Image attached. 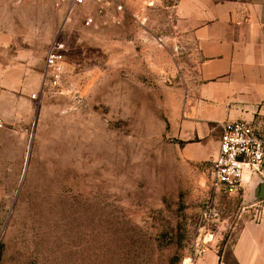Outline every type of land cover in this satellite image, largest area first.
<instances>
[{
    "label": "rangeland",
    "instance_id": "374dc122",
    "mask_svg": "<svg viewBox=\"0 0 264 264\" xmlns=\"http://www.w3.org/2000/svg\"><path fill=\"white\" fill-rule=\"evenodd\" d=\"M173 6L0 0V59L66 55L61 88L0 124V264H183L259 219L250 192L211 185L221 132L184 143L201 57Z\"/></svg>",
    "mask_w": 264,
    "mask_h": 264
},
{
    "label": "crops",
    "instance_id": "0c3cea01",
    "mask_svg": "<svg viewBox=\"0 0 264 264\" xmlns=\"http://www.w3.org/2000/svg\"><path fill=\"white\" fill-rule=\"evenodd\" d=\"M173 1L181 32L185 28L201 57L199 83L187 99L181 133L189 150H197L195 141L221 132L227 122L263 124L264 0ZM44 73L45 66L38 72L28 59H0V124L25 122L43 98ZM262 185L264 180L243 189L258 203L259 219L248 220L232 246L207 245L197 264H264V196L257 199Z\"/></svg>",
    "mask_w": 264,
    "mask_h": 264
},
{
    "label": "built area",
    "instance_id": "2783aa9c",
    "mask_svg": "<svg viewBox=\"0 0 264 264\" xmlns=\"http://www.w3.org/2000/svg\"><path fill=\"white\" fill-rule=\"evenodd\" d=\"M116 0H51L58 9L73 13L88 5L108 6ZM123 6L119 4L117 10ZM93 18H87L90 25ZM65 45L54 42L45 60L42 95L59 90L65 73ZM39 100V94L31 96ZM211 185L216 190L240 192L246 183L259 184L264 180V123L227 122L221 127L219 151L213 161ZM247 178V179H246ZM207 245H197L193 255L183 264H197L206 253Z\"/></svg>",
    "mask_w": 264,
    "mask_h": 264
},
{
    "label": "water",
    "instance_id": "95a60500",
    "mask_svg": "<svg viewBox=\"0 0 264 264\" xmlns=\"http://www.w3.org/2000/svg\"><path fill=\"white\" fill-rule=\"evenodd\" d=\"M259 189H260L261 195L260 196L258 195V198L257 199H262V197L264 196V185H262V187L259 188Z\"/></svg>",
    "mask_w": 264,
    "mask_h": 264
}]
</instances>
